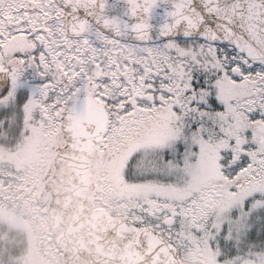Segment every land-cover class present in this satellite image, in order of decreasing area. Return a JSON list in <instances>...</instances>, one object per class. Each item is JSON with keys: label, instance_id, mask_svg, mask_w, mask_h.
Returning <instances> with one entry per match:
<instances>
[{"label": "snow or ice", "instance_id": "1", "mask_svg": "<svg viewBox=\"0 0 264 264\" xmlns=\"http://www.w3.org/2000/svg\"><path fill=\"white\" fill-rule=\"evenodd\" d=\"M0 79L112 163L111 264H264V0H0Z\"/></svg>", "mask_w": 264, "mask_h": 264}, {"label": "water", "instance_id": "2", "mask_svg": "<svg viewBox=\"0 0 264 264\" xmlns=\"http://www.w3.org/2000/svg\"><path fill=\"white\" fill-rule=\"evenodd\" d=\"M5 83L0 79V84ZM64 137L66 144L58 150L54 169L43 179L44 190L36 199L45 203L46 195H51L48 222L64 264H111L117 255L118 240L113 224L121 218L107 209L87 206L85 193L92 176L93 152Z\"/></svg>", "mask_w": 264, "mask_h": 264}, {"label": "rangeland", "instance_id": "3", "mask_svg": "<svg viewBox=\"0 0 264 264\" xmlns=\"http://www.w3.org/2000/svg\"><path fill=\"white\" fill-rule=\"evenodd\" d=\"M44 125L47 134L50 133L49 128H54L48 126L47 120ZM38 140L37 143L41 147L43 142ZM37 156L39 165L35 166L36 168L18 174L14 173L9 164L3 166L0 163V264L17 261L18 264L62 262V254L55 245L49 228L47 207L36 202L34 198L36 186L43 178V160L41 155ZM108 165V169L97 176V204L108 206L116 214H122L123 209L114 198L117 190L116 171L112 163ZM12 252L18 255L13 257Z\"/></svg>", "mask_w": 264, "mask_h": 264}, {"label": "flooded vegetation", "instance_id": "4", "mask_svg": "<svg viewBox=\"0 0 264 264\" xmlns=\"http://www.w3.org/2000/svg\"><path fill=\"white\" fill-rule=\"evenodd\" d=\"M17 95L18 93L14 90L9 97H0V163L3 166L9 164L14 173L18 174L24 170L30 171L33 167L36 168L35 166L39 165L37 155H41L43 160L41 174L44 177L52 173L55 156L65 145L66 139L56 126H52L53 129L49 128L50 133H45V119L31 108L23 107L16 98ZM38 139L43 142L41 147L37 143ZM3 159L5 160L2 163ZM109 163L111 162L92 153L90 161L92 177L86 193V203L90 207H96L97 176L108 169ZM36 187L35 195L43 190V180ZM49 197L48 195L47 199ZM106 208L115 216L122 217V214L117 215L111 208Z\"/></svg>", "mask_w": 264, "mask_h": 264}, {"label": "trees", "instance_id": "5", "mask_svg": "<svg viewBox=\"0 0 264 264\" xmlns=\"http://www.w3.org/2000/svg\"><path fill=\"white\" fill-rule=\"evenodd\" d=\"M11 255H13V257H16L18 254L17 253H11ZM8 260H10L9 258H7ZM19 262L17 261V263L16 262H10V263H8V264H18Z\"/></svg>", "mask_w": 264, "mask_h": 264}]
</instances>
